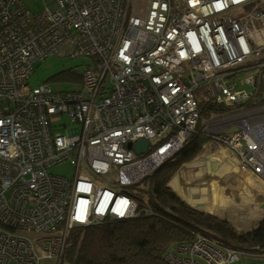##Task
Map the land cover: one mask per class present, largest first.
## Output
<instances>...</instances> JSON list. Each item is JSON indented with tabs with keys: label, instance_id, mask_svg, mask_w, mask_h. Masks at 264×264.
I'll return each mask as SVG.
<instances>
[{
	"label": "built area",
	"instance_id": "1",
	"mask_svg": "<svg viewBox=\"0 0 264 264\" xmlns=\"http://www.w3.org/2000/svg\"><path fill=\"white\" fill-rule=\"evenodd\" d=\"M50 1L36 14L0 0V264L57 261L75 228L147 213L131 188L207 138L210 113L236 112L209 136L264 182V0H148L141 14L134 0ZM52 55L89 60L79 87H32L34 64ZM67 161L71 179L51 173ZM242 255L198 232L166 259Z\"/></svg>",
	"mask_w": 264,
	"mask_h": 264
},
{
	"label": "trees",
	"instance_id": "2",
	"mask_svg": "<svg viewBox=\"0 0 264 264\" xmlns=\"http://www.w3.org/2000/svg\"><path fill=\"white\" fill-rule=\"evenodd\" d=\"M73 78H81L74 68L52 77L54 82ZM206 140L195 135L175 156L131 188L133 197L148 209L147 213L75 228L64 259L70 264H169L166 253L170 247L195 232L243 254L264 255V221L257 229L239 234L226 221L194 209L169 188L174 173L195 158Z\"/></svg>",
	"mask_w": 264,
	"mask_h": 264
},
{
	"label": "crops",
	"instance_id": "3",
	"mask_svg": "<svg viewBox=\"0 0 264 264\" xmlns=\"http://www.w3.org/2000/svg\"><path fill=\"white\" fill-rule=\"evenodd\" d=\"M201 148L198 157L192 163L183 165L170 180V188L188 205L207 213H212L211 209L216 208L227 210L228 204H231L232 200L244 204L246 202L247 206L250 204L252 209L259 208L261 205V181L258 177L243 168L238 158L227 148H223L211 140H206ZM201 174L204 180L193 182L195 180L193 177L200 179ZM222 177H226L224 182ZM228 177L232 179H227ZM192 182L195 185H191ZM201 186L204 191L202 195L200 194ZM181 192L183 196H181ZM192 193L194 195H191ZM188 195H191L192 200L185 199L189 197ZM64 257L65 255L59 260L49 261L47 264H70ZM234 264H264V255L245 253Z\"/></svg>",
	"mask_w": 264,
	"mask_h": 264
},
{
	"label": "rangeland",
	"instance_id": "4",
	"mask_svg": "<svg viewBox=\"0 0 264 264\" xmlns=\"http://www.w3.org/2000/svg\"><path fill=\"white\" fill-rule=\"evenodd\" d=\"M23 1L27 5V7L33 13H36V14L44 11L46 6H49L51 9L54 8V5L51 4L50 0H23ZM147 1L148 0H134V4H135L134 8L138 14L143 13V10L145 9V7L147 5ZM88 62H89V60H87L86 58L60 57L58 55L49 56L48 58L44 59L43 61H38L34 64V73L32 74V76L30 78V84L34 88L38 87V86H42L45 83H51V85L53 87H55L59 90L74 89L76 87H79L81 84H75L74 80L69 79V80L59 81V83L55 85L53 83L52 77L55 76L57 73L64 71V70L67 71L70 68H75L77 70V72H80L82 74L83 71L85 70V64H87ZM246 88L248 90H252L251 85H247ZM263 89H264V74H263L262 90ZM263 92H264V90H263ZM234 114H236V112L234 110H229V111L226 110L225 112H223L221 114L210 113V114L206 115L205 117H203L201 122H200L199 127L201 129L205 130V133H206L205 136L207 137V140H212L209 136V134L211 132H214V131L220 129L221 127H230V126L236 125L237 124V118L234 117ZM62 122H66L67 124L72 123L71 120L67 117V115L62 116V120L58 123H62ZM231 131H229V132H231ZM58 132H61L64 135H68L67 129H59ZM222 147L226 148L224 146H222ZM197 157H198V154L195 156L194 159L182 164L178 168V170L174 173V175L172 176L171 179L174 178L175 174L181 169V167L183 165L192 163V161H194ZM50 171H51V173H53L55 175L64 176L66 178L71 179L73 177L74 167L69 161H67V162H64L62 164H59V165L52 167ZM200 177H201L200 179H199V177H193L195 179V180H193V182L204 180V177L202 174L200 175ZM225 178L226 177H222L223 182H224ZM230 178L231 177H228L227 179H230ZM258 179L261 181V188H260L261 189V198H260L261 205L259 206V208L256 207L255 209H252L251 205L249 204V206H247L246 202L244 204V203L238 202L237 200H232L231 204H228L227 210L226 209L224 210V208L211 209L212 213H208V214L214 215L218 218H224L225 220H227L226 222L231 227V229L233 231L239 233V234H245L248 232V230H251V229L253 230V228H254L253 226L256 225L257 219L258 218L262 219L264 217V215L261 216V214H264V182L260 178H258ZM170 182H169V184H170ZM193 182L191 185H195ZM198 184H199V182H198ZM169 188H170V186H169ZM200 188H201L200 194L202 195L204 193V191L202 189V186ZM189 189H190V187H189ZM191 195H194V194L192 193ZM191 195H188L189 197H187L185 199L190 198ZM181 196H183L182 192H181ZM181 200H183V199H181ZM190 200H192V199L190 198ZM205 213H207V212H205ZM246 229H248V230H246ZM166 261L168 262L167 259H166ZM168 263L171 264L170 262H168ZM42 264H47V262H44Z\"/></svg>",
	"mask_w": 264,
	"mask_h": 264
},
{
	"label": "water",
	"instance_id": "5",
	"mask_svg": "<svg viewBox=\"0 0 264 264\" xmlns=\"http://www.w3.org/2000/svg\"><path fill=\"white\" fill-rule=\"evenodd\" d=\"M147 147H148V142L145 141V140H140V141L135 145V151H136L137 153L141 154V153H144V152L146 151ZM177 196H178L180 199H182L178 194H177ZM183 201H184V200H183ZM193 208H194V207H193ZM194 209L199 210V209H197V208H194ZM199 211L203 212L202 210H199ZM220 219L226 221L224 218H220ZM263 221H264V217L260 220L259 224H258L257 226H255L253 229H257ZM251 230H252V229H251ZM251 230H248V232L251 231Z\"/></svg>",
	"mask_w": 264,
	"mask_h": 264
},
{
	"label": "bare ground",
	"instance_id": "6",
	"mask_svg": "<svg viewBox=\"0 0 264 264\" xmlns=\"http://www.w3.org/2000/svg\"><path fill=\"white\" fill-rule=\"evenodd\" d=\"M71 80H76V79L73 78V79H71ZM156 169H158V168H156ZM262 210H263V209H262ZM262 215H264V214H261V216H262ZM258 219H259V218H258ZM258 219H257V222H256V225H255V226H257V225L259 224L260 220H261V219H259V220H258ZM255 226H253V227H255ZM195 233H198V232H195ZM195 233H193V234H195ZM193 234H192V235H193Z\"/></svg>",
	"mask_w": 264,
	"mask_h": 264
}]
</instances>
